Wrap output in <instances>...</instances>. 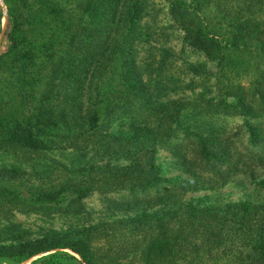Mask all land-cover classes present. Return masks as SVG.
<instances>
[{
  "label": "trees",
  "instance_id": "trees-1",
  "mask_svg": "<svg viewBox=\"0 0 264 264\" xmlns=\"http://www.w3.org/2000/svg\"><path fill=\"white\" fill-rule=\"evenodd\" d=\"M7 1L8 43L0 53V151L20 160L45 157L54 170L56 161L47 153L55 150H70L104 163L72 174L65 172L49 182H33L29 175L5 170L2 174L8 178L0 181V216L5 218L12 212L78 214L80 200L90 192L143 191L146 203L163 197L171 198L172 203L160 209L162 214L149 229L139 250L141 264H264V202L215 206L181 200L183 194L203 189L205 182L221 186L230 175L246 170L249 157L244 158L239 150L232 152L234 135L220 131L200 137L180 131L183 137L175 148L189 177H161L150 161L154 147L167 143L176 132L177 116L182 111L192 118L201 110L249 117L264 112V18L246 17L228 23L226 30L225 15L208 16L200 1L164 0L169 16L183 29L188 43L216 62L219 91L236 101L201 100L200 106L182 100L156 104L139 77L134 58L136 23L145 0ZM255 2L256 12L262 11L264 0ZM64 4H68L66 9L61 6ZM216 4L220 5L219 0ZM64 16L67 33L65 42L61 44V40L58 46L39 34L31 39L16 34L24 27L35 29ZM31 40L42 42L41 48L46 50L45 64L37 70ZM229 52L236 59L227 56ZM245 71L251 74L245 87L223 82L226 74ZM11 90L20 97V117L15 116L6 98ZM115 120L128 121L129 131L110 133L108 127ZM247 129H252L250 124ZM120 158L127 163L106 164ZM259 161L258 155L252 159L253 164ZM258 184L264 185L262 180ZM66 248L83 264H99L92 246L57 235L0 246V263L16 264L39 253ZM67 259L75 260L65 252H53L43 264H66Z\"/></svg>",
  "mask_w": 264,
  "mask_h": 264
},
{
  "label": "rangeland",
  "instance_id": "rangeland-1",
  "mask_svg": "<svg viewBox=\"0 0 264 264\" xmlns=\"http://www.w3.org/2000/svg\"><path fill=\"white\" fill-rule=\"evenodd\" d=\"M183 1L202 2L204 13L210 17L214 13L225 15L226 30L229 29L228 23H234L246 17L264 18V8L258 12L254 8L256 0L245 3L241 0H219L218 7L216 0ZM250 2L253 6H249ZM7 3V0H0V53L6 50L8 43L5 37ZM240 5H242L241 10H239ZM61 6L66 9L68 4ZM69 13L68 11L67 14ZM30 14L35 16L39 13ZM66 16L37 25L35 29L24 27L16 34L30 39L31 36L39 34L41 38L46 39V42L49 41L58 46L60 44L57 43L61 40L63 41L61 44L65 42L67 32L64 29L65 24L62 23L67 22ZM136 28L138 35L134 42L135 66L140 79L149 88L156 104L182 100L195 102L200 106L203 103L201 100L222 101L224 104H233L236 101L235 97L226 96L219 91L215 78L216 62L188 43L183 29L169 16L167 2L145 0ZM31 42L35 48L32 50L34 53L32 58L35 61L33 66L34 70H37L45 64V60L42 59L46 50H42V42L33 40ZM227 56L236 59L230 52ZM250 77L251 74L246 71L234 75L230 72L223 78V82L237 83L245 87ZM6 98L15 116L20 117L21 100L18 92L8 91ZM201 111V114H196L194 118L182 111L177 116V130L171 139L167 143L154 147L150 161L157 173L164 178L189 177L190 174L183 170L184 164L175 148L183 137L180 131L194 133L200 137H207L211 133L221 131L226 136L234 135L235 149L232 152L239 150L244 154V158L249 157L250 162L246 170L230 175L226 183L221 186H211L210 183L205 182L203 189L183 194L182 202L215 206L238 201L264 202V185L258 184L259 180L264 183V112H256L249 117L246 114L225 115ZM128 124V121L115 120L109 125L108 131L112 134H125L130 129ZM248 124L252 128L250 131L247 129ZM255 155L261 157V161L253 164L252 159ZM47 156L56 161V170L45 157L20 160L0 151V181L4 182L8 178L7 174H2L5 170H16L29 175V180L33 182H36V179L49 182L58 180L65 172L72 174L71 172L77 169H87L88 165L96 167L104 163L103 161L93 162L88 155L80 157L70 150L50 151ZM126 163L127 161L122 158L106 162L108 166ZM134 196L136 201H133ZM144 196L143 191L129 192L124 189L104 194L90 192L80 200L81 210L78 214L53 213L41 216L33 213L12 212L5 218L0 216V246L57 235L63 236L67 241H81L92 246L95 260L99 264H141L139 250L150 233L149 229L154 225L155 219L162 214L160 209L172 203L171 198L166 197L158 202L146 203ZM53 252H65L80 262L78 255L66 248L39 253L16 264H43L46 262V256ZM75 260L67 259L66 264H83ZM0 264L12 263L4 261ZM178 264H186V262L180 261Z\"/></svg>",
  "mask_w": 264,
  "mask_h": 264
}]
</instances>
